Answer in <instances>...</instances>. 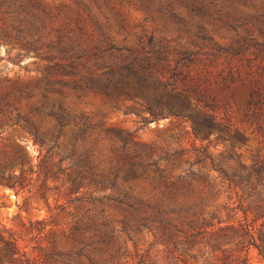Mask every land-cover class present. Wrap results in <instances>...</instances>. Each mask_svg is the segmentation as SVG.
<instances>
[{
    "label": "rangeland",
    "instance_id": "rangeland-1",
    "mask_svg": "<svg viewBox=\"0 0 264 264\" xmlns=\"http://www.w3.org/2000/svg\"><path fill=\"white\" fill-rule=\"evenodd\" d=\"M11 4L10 18L38 13L49 26L30 54L0 39V225L32 249L31 223L52 222L48 203L71 228L111 219L134 252L136 240L149 248L155 217L173 199L227 204L221 184L235 153L219 130L195 140L166 103L192 93L220 117L231 104L245 110L264 82V0ZM19 180L30 184L19 195L3 186ZM248 258L264 264L255 247Z\"/></svg>",
    "mask_w": 264,
    "mask_h": 264
},
{
    "label": "trees",
    "instance_id": "trees-1",
    "mask_svg": "<svg viewBox=\"0 0 264 264\" xmlns=\"http://www.w3.org/2000/svg\"><path fill=\"white\" fill-rule=\"evenodd\" d=\"M12 1L16 0L0 1V39L27 54L36 52L49 24L38 13L30 21L10 18L16 10ZM263 84L256 81L252 86L251 101L243 112H234L231 104L222 117L221 108L202 103L192 93H184V100L176 105L166 103L167 116L191 124L195 140L210 142L219 130L216 140L235 153L232 160L236 164L223 172L221 184L231 195L227 204L215 209L209 198L192 197L180 203L173 199L172 210L155 217L149 248L141 249V241L136 240L131 252L130 237L114 227L111 219L92 217L85 226L71 228V224L62 223L59 210L47 203L52 222L37 221V227L31 223L29 234L37 233L39 238L32 249L22 245L21 235L0 225V264H251V247L264 258ZM157 105L162 106V101ZM194 114L204 115L208 123H199ZM61 122L57 121L64 128ZM253 143L256 146H251ZM3 186L19 195L30 184L19 180Z\"/></svg>",
    "mask_w": 264,
    "mask_h": 264
}]
</instances>
